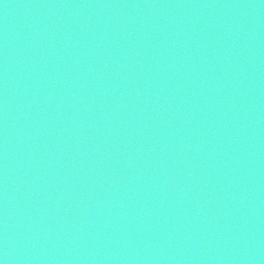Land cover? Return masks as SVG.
<instances>
[{"label":"water","instance_id":"1","mask_svg":"<svg viewBox=\"0 0 264 264\" xmlns=\"http://www.w3.org/2000/svg\"><path fill=\"white\" fill-rule=\"evenodd\" d=\"M0 264H264V0H0Z\"/></svg>","mask_w":264,"mask_h":264}]
</instances>
